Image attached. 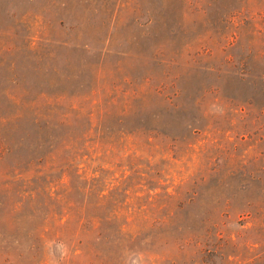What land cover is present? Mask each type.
Instances as JSON below:
<instances>
[{
    "label": "rangeland",
    "instance_id": "1",
    "mask_svg": "<svg viewBox=\"0 0 264 264\" xmlns=\"http://www.w3.org/2000/svg\"><path fill=\"white\" fill-rule=\"evenodd\" d=\"M13 85L57 102L51 115L79 122L76 134L90 125L74 163L104 200L60 180L62 200L57 180H7L0 164V220L24 197L1 220L5 241L23 249V233L66 204L118 215L139 241L114 261L43 234L32 261L7 264H151L148 250L168 264L187 237L198 264H264V0H0V88Z\"/></svg>",
    "mask_w": 264,
    "mask_h": 264
},
{
    "label": "trees",
    "instance_id": "2",
    "mask_svg": "<svg viewBox=\"0 0 264 264\" xmlns=\"http://www.w3.org/2000/svg\"><path fill=\"white\" fill-rule=\"evenodd\" d=\"M11 75L13 74L11 73ZM27 91L26 88L17 85L0 88V164H4L6 167L7 180H22L26 185L31 180H57L56 183L59 182L63 186L62 200L65 199L69 183H62L60 180H77V184H81V186L75 188L76 192H81L82 196L94 195L95 202L93 206H101L104 199L94 181L98 179L84 178L77 173L78 170L74 163L76 152L81 148L78 145L85 142L90 125H87V132L76 134L75 131L80 126L79 122L73 119L70 120L67 115L62 114L57 118H53V115H51L58 106L57 102L39 104L33 100H25L23 96ZM67 109L71 112L74 111L70 106ZM34 160L41 162L34 163ZM87 182L91 183L87 184ZM49 185L50 182H48V188H45V190L41 188V193L46 200L55 198L49 191V188L51 189ZM116 190L117 188L114 189V191ZM119 191L124 192L125 190L120 188ZM22 196H18L20 202L18 201L16 206L11 204L12 207L9 208V212L12 214L18 212L19 205H22L24 201ZM26 196L28 202H31L28 206H33L34 192L29 190ZM9 212H6V215L1 219L5 223L14 219V215ZM84 212L85 209L80 205H77L75 209L72 204H66L63 212H54L50 216H43L41 224L31 227L23 233L27 242L23 249L19 248L20 240L17 238H14L11 243L18 246L9 245L10 241L9 244L5 241V235L10 236L9 228L3 230L1 226L3 221L0 220V264H7L12 260L25 259L32 261L40 247H44L43 237L40 236L43 234L54 235L53 244L63 243V240L69 242L75 239V243L82 247L78 249L81 251L78 255L84 254L93 258L114 261H121L124 256H120L122 252L126 254L131 252L132 248L129 245L139 241L137 235L134 237L126 236L122 231L125 224L124 218V223L120 226L116 225V222L120 219L116 214L108 216L92 214L87 217ZM36 217L35 213H28L27 221L31 222ZM61 219L63 221L60 222ZM45 220L46 223H52L47 229L42 224ZM72 222L74 228L68 229L67 232L62 234L63 236L61 235L63 231H56V229L60 231V228L70 226ZM84 222L89 224L87 231L82 229V223ZM78 230H81V232H78ZM79 235H82L84 240H81ZM190 239L187 237L180 244L178 242L175 244V250L171 254L172 258L169 256L170 252H164L169 259L168 264H198L194 257H200L199 255L203 251L199 243H191ZM145 242L151 243L150 239L141 243ZM116 249L119 253H116ZM136 251L140 252V250ZM187 253H189V256ZM151 254L153 252L148 250V256L149 258L152 257L153 260L150 263L160 264Z\"/></svg>",
    "mask_w": 264,
    "mask_h": 264
}]
</instances>
